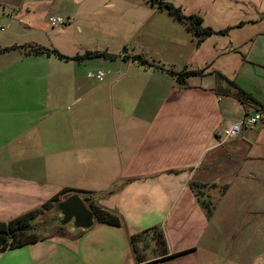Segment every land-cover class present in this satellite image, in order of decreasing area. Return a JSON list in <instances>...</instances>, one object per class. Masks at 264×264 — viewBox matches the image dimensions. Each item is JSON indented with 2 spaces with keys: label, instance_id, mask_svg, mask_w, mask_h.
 I'll return each instance as SVG.
<instances>
[{
  "label": "crops",
  "instance_id": "1",
  "mask_svg": "<svg viewBox=\"0 0 264 264\" xmlns=\"http://www.w3.org/2000/svg\"><path fill=\"white\" fill-rule=\"evenodd\" d=\"M132 4L128 0H0L2 14H7L0 17V57H13L9 71L31 57L62 59L54 54H27L23 48L31 44L65 55L61 37L48 34L49 15L69 18L65 25L81 17L93 19V32L102 41L113 34L126 36L122 10ZM53 9L57 12L51 15ZM248 23L258 30L249 38V51L242 54L239 66L251 64L254 71H261L264 17H254ZM132 56L124 52L122 57L129 61ZM161 70L169 74L167 69ZM191 78L178 87H160L149 81L135 84L136 92L130 95L136 102L134 112L125 114L118 109L106 116L104 122L110 130L104 135L108 140L99 145L89 142L96 132L88 131V137L81 139L80 116L60 114L53 99L46 98L45 107L36 108V90L46 86L25 80L0 81V154H7L6 162L0 161V221L37 210L64 189L93 192L90 198L98 206L122 220L120 226L96 222L78 236L69 235L66 229L57 231L23 247L24 257L15 252L0 255V264H193L189 259L197 258L210 228L207 211L199 201L203 195L198 191L213 201L217 215L226 193L214 199L213 191L206 193V184L216 189L226 185L228 191L232 185L244 186L247 192V185H264V119L256 126H245L239 136L223 134L224 128L258 112L264 116V111L258 103L243 102L225 81L208 87L193 83ZM228 79L264 105V92L257 94L245 87L244 81ZM260 79V73L256 76L253 72L244 80L261 88ZM116 84L109 85L111 97ZM128 85L131 82L123 84ZM54 89L64 96L62 83L51 85V93ZM74 92L69 97L79 102L81 98ZM99 168L117 173L109 179L98 178ZM38 171L41 177L34 175ZM236 197L230 207L233 232L238 233L236 248L255 252V239L241 243L240 233L248 229L252 237L258 232L264 239L262 220L254 219L264 214V209L260 203L255 205L249 194ZM245 214L249 219L240 224ZM158 233L165 240L166 254L157 244ZM135 236H139L136 252L131 241Z\"/></svg>",
  "mask_w": 264,
  "mask_h": 264
},
{
  "label": "rangeland",
  "instance_id": "2",
  "mask_svg": "<svg viewBox=\"0 0 264 264\" xmlns=\"http://www.w3.org/2000/svg\"><path fill=\"white\" fill-rule=\"evenodd\" d=\"M128 1H132L133 4L122 10L124 21L122 29L126 31L127 35L123 36L122 34V37H119L113 34V37L109 36L104 41L99 34L93 32L91 27L93 19L81 17L76 21L73 19L72 25H53L51 16L47 17L48 24L51 26L48 29V34H58L61 37L65 55L78 56L86 51H93L106 53L110 55L109 57L104 55L81 60L55 57L54 59L41 60L31 57L26 61L20 60L16 64L17 66H13L14 68L9 71L8 66L13 57L9 54L1 55L0 81L25 80L33 85L46 86L47 89L35 92V101H39L34 104L36 108L45 107L43 104L46 100L53 99V105L58 108L60 114H78L80 116L81 139L88 137V131L96 132L95 136H91L89 139L91 145L107 143L108 139L105 137L104 131H109L110 126L108 127L106 120L104 122V118L112 111L115 113L119 109L125 114L134 112L136 102L130 99V95L133 96L135 94L133 92H136L135 84L149 81L160 87L168 88L172 84L180 86L176 77L170 73L167 74L161 69L142 64L140 61L123 60L124 52L129 55H142L150 63L175 72H180L185 68L188 70L195 68L212 73L202 78L192 77L191 81L198 85L201 83L208 87H216L219 81L216 73L219 72L232 80L244 81L243 85L245 84V87L257 94L259 90L264 92V70L254 71V66L251 64L244 65L242 69L239 66L242 54L246 56L249 51V38L252 37L253 31L258 30L257 27L255 29L249 25L248 21L254 17H264V0H168L182 7L186 15H200L204 20V25L214 30V33L203 41H200V38L190 31L185 23L173 17L169 11L153 7L146 0ZM54 9L51 15L56 14L57 10ZM2 12L3 9L0 7V17H7V14L3 15ZM243 23H247V25L242 26ZM107 47L108 49H106ZM22 68L23 73L21 74L20 69ZM100 70L107 73L104 81L89 77L90 72L97 73ZM10 72H12V76L9 78ZM253 72L256 76L257 72L260 73L262 78L260 83L263 87L259 88L244 80ZM128 82H131L130 86H123ZM55 83L63 84L64 96L58 95L55 89L51 93L50 86ZM112 83H117L113 97L109 92ZM72 91L78 92L77 96L81 98L79 102H73V98L69 97ZM161 93L160 95H162ZM136 95L138 96V94ZM155 108L156 106L153 107V111ZM6 160L7 154L1 153L0 161L6 162ZM99 169H97L98 178L109 179L117 173L115 169ZM34 175L42 176L40 171ZM85 178L88 179L86 183L89 184L90 179ZM78 180L80 185L84 183L81 178ZM225 186L222 185L216 189L213 184H206V193L213 191L214 199L226 194L224 201L219 205L217 215L216 211H213L209 218L210 228L207 229V236L201 241L202 250L197 258L193 257L189 260L193 264H264V239L260 238L262 233L256 232L255 238L251 236L252 233L248 229H246L248 232L240 233L239 242L241 243L248 239L250 242L251 239H255V252L250 249L248 253L242 246L236 248L235 242H237L238 233L233 232L235 229L232 223L233 210L230 209L234 203L233 199L242 193L249 194L255 205L260 203L262 204L260 208L264 209V200H259L264 197V185H247L245 188L250 192L244 190V186L232 185L229 191L228 188L225 189ZM81 197L83 198L82 195ZM248 219L249 217L245 214L241 218L240 224L243 220L248 221ZM254 219H261L260 225L264 226L263 213L256 215ZM57 231L58 227L52 221V216L49 213H44L36 220L35 234L47 236ZM13 252L18 256L27 255L24 248L16 251L9 249L0 255L8 256L14 254Z\"/></svg>",
  "mask_w": 264,
  "mask_h": 264
},
{
  "label": "trees",
  "instance_id": "3",
  "mask_svg": "<svg viewBox=\"0 0 264 264\" xmlns=\"http://www.w3.org/2000/svg\"><path fill=\"white\" fill-rule=\"evenodd\" d=\"M148 3H150L153 7H157L158 9H163L169 11V13L175 17L176 19L182 21L186 24L187 28L194 32L199 38L200 41L205 40L208 36L214 33V30L211 27H207L204 25V20L200 15L197 14H191L186 15L183 11V8L180 6L175 5L174 3L168 1V0H146ZM23 48L26 50L27 54H34V55H56L59 58L67 59V60H81L86 58H93V57H99V56H110L106 53H100V52H93V51H86L82 55H78L75 57H68L63 55L61 52H59L56 49H49L46 47H40V46H23ZM127 57V56H126ZM131 58L133 61L137 62L140 61L142 64H148L152 67H158L161 69H164L162 66L150 63L147 61L145 57L142 55H134ZM169 73L174 75L176 77V80L178 83L184 85L187 80L190 77L195 76H205L209 73H205L204 69H190L188 68L183 69L180 72H175L173 70H168ZM219 81H225L229 84L231 88L235 90V95L243 100L246 104L249 102L258 103L260 105V110L264 111V105L260 104L258 101L255 100V98L242 88H240L235 82L229 80L225 75L217 72L216 73ZM222 90V89H219ZM229 91H225V94H229ZM73 192H78L76 190H70V189H64L61 194L55 196L48 202H46L44 205H42L39 209L30 211L28 213H25L21 216H19L16 219H13L8 222L0 221V253L9 250V249H19L23 248L25 246L35 244L39 242L40 240L44 239V236H40L34 233L36 220L43 215L44 213L48 212L55 203L59 202L62 198L67 197ZM82 193L84 201L87 203V205L90 207V209L94 212L97 218V222L101 224H107L112 226H120L122 223L121 218L114 212L109 211L107 209H104L100 206H98L90 197L93 195V192H79ZM64 194L62 197L61 195ZM199 195H203L202 197H199V201L204 206V208L207 211V215L210 218L213 214V211L215 209L213 202L209 198L204 197V192L198 191ZM204 197V199H203ZM64 227H59L58 231H64ZM153 231L156 233L157 228H153ZM139 236H135L132 238V244L133 247L136 250V241L138 240ZM157 244L159 247H161V253L166 254V251L164 249L165 246V240L163 239V236L161 233L157 234L156 237ZM181 254L172 255L171 257H176ZM165 259V258H164ZM158 261V260H157ZM151 262V263H155Z\"/></svg>",
  "mask_w": 264,
  "mask_h": 264
},
{
  "label": "water",
  "instance_id": "4",
  "mask_svg": "<svg viewBox=\"0 0 264 264\" xmlns=\"http://www.w3.org/2000/svg\"><path fill=\"white\" fill-rule=\"evenodd\" d=\"M47 213L52 216V221L58 228L64 227L71 236L80 235L97 222L96 215L79 192H73L62 198Z\"/></svg>",
  "mask_w": 264,
  "mask_h": 264
},
{
  "label": "built area",
  "instance_id": "5",
  "mask_svg": "<svg viewBox=\"0 0 264 264\" xmlns=\"http://www.w3.org/2000/svg\"><path fill=\"white\" fill-rule=\"evenodd\" d=\"M51 22L53 25H65L70 22L69 18H65L63 16H52ZM107 73L104 71H98L97 73H89V77L95 78L99 81H104ZM264 119L262 113H255L254 115H248L245 119L233 123L230 127L224 128L223 134L227 137H235L242 134V130L245 126L248 125H256Z\"/></svg>",
  "mask_w": 264,
  "mask_h": 264
}]
</instances>
